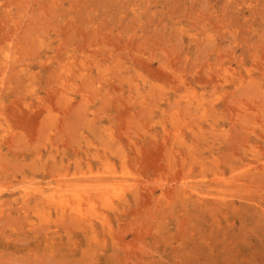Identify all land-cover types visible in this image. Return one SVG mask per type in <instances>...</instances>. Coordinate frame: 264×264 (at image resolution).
<instances>
[{"label":"rangeland","instance_id":"374dc122","mask_svg":"<svg viewBox=\"0 0 264 264\" xmlns=\"http://www.w3.org/2000/svg\"><path fill=\"white\" fill-rule=\"evenodd\" d=\"M0 264H264V0H0Z\"/></svg>","mask_w":264,"mask_h":264}]
</instances>
